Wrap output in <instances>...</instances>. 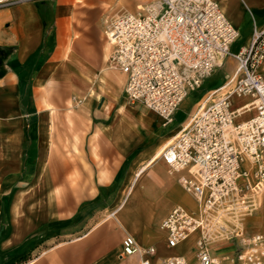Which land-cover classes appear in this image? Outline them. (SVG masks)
I'll return each instance as SVG.
<instances>
[{"label":"crops","instance_id":"crops-1","mask_svg":"<svg viewBox=\"0 0 264 264\" xmlns=\"http://www.w3.org/2000/svg\"><path fill=\"white\" fill-rule=\"evenodd\" d=\"M77 1L0 10V264H139V255L123 256L127 235L156 249L152 264L173 257L198 264L196 235L174 249L161 229L174 207L198 214L199 206L179 181L190 170L171 172L160 154L238 63L229 57L225 81L174 125L179 108L166 127L156 113L128 103V77L111 67L106 36L109 19L122 12L115 6L135 12L153 0H136L132 9L125 0ZM218 1L239 32L230 49L237 55L264 30V0ZM156 157L142 172L137 199L120 208L131 170ZM245 199L244 236L264 234V191ZM234 240L209 245L211 257L230 264L241 249Z\"/></svg>","mask_w":264,"mask_h":264},{"label":"built area","instance_id":"built-area-1","mask_svg":"<svg viewBox=\"0 0 264 264\" xmlns=\"http://www.w3.org/2000/svg\"><path fill=\"white\" fill-rule=\"evenodd\" d=\"M37 0H0V10ZM106 36L114 50L111 66L127 75L130 105H143L169 126L188 96L202 88L224 61L233 56L235 76L207 95L196 113L166 145L161 158L173 173L190 170L180 183L197 202L202 217L181 206L172 209L161 229L169 248L205 228L197 242L198 264H219L210 255L208 235L224 219L243 211L250 192L264 191V30L255 31L251 44L232 55L239 32L218 0H153L137 12L122 11L109 19ZM250 101L234 108L235 98ZM251 114L248 118L244 116ZM246 161L252 169L248 176ZM241 175L245 180L240 181ZM223 229V228H222ZM238 238L241 249L230 264H264V234ZM224 241V240H222ZM154 247H141L134 237L123 241V256L139 255V264H152ZM163 264H188L173 257Z\"/></svg>","mask_w":264,"mask_h":264},{"label":"bare ground","instance_id":"bare-ground-1","mask_svg":"<svg viewBox=\"0 0 264 264\" xmlns=\"http://www.w3.org/2000/svg\"><path fill=\"white\" fill-rule=\"evenodd\" d=\"M83 0H78L76 3H83ZM75 6V5H74ZM145 6H139L137 7V10H141L143 9ZM224 11V10H223ZM120 14V13H119ZM119 14H117L116 16H118ZM115 16V15H114ZM264 64V63H263ZM112 67V66H111ZM263 67V65L261 66V68ZM113 68V67H112ZM114 69V68H113ZM164 149H162L163 152ZM162 152L160 154V157L162 155ZM159 160V158H153L149 161V163L144 164L142 167H138V165L136 167H134L129 175V179L130 181L132 180V185L131 188L129 189V199L127 200L126 204L121 205L120 208H124L125 206H127L131 200V198L133 197V195L135 194L136 190H137V186L139 183V180L142 177V172L144 170V168H147L151 165H154L157 161ZM246 168H247V173L249 177H252V165L246 161L245 164ZM245 176L241 175L239 180H245ZM135 183V184H134ZM134 184V185H133ZM132 189V190H131ZM131 192V194H130ZM198 206H199V210H198V214L195 213H191L193 214L195 217H202L204 210H203V202H197ZM254 206H257V203H253ZM112 216V215H111ZM242 212L240 211H236L234 215H230L227 214L225 215L224 219L219 221V224L215 226V228L211 231V233L208 235V242L209 245H212L213 242L215 241H220V239H225V238H229V231L234 232L235 234L237 233L238 236L241 235V232H243V225H242V221H241V217H242ZM223 228V229H222ZM205 234V228H197L189 237L186 241L190 240L193 236L197 235L198 239L199 237ZM133 237V236H132ZM197 239V241H198ZM182 244V243H181ZM178 247L174 248L177 249ZM173 250V249H172ZM130 258V257H129Z\"/></svg>","mask_w":264,"mask_h":264},{"label":"rangeland","instance_id":"rangeland-1","mask_svg":"<svg viewBox=\"0 0 264 264\" xmlns=\"http://www.w3.org/2000/svg\"><path fill=\"white\" fill-rule=\"evenodd\" d=\"M92 1L96 5H100L101 4V1L100 0H92ZM135 1L136 0H125L124 7L128 8V9H132L135 6ZM139 5H142V4H139ZM102 6H103V3H102ZM112 9H113V5H109L108 6V4H106V10H107V12H110ZM118 10H121V11L124 10V8L122 7V5L115 6L114 11H118ZM125 11H127V10H125ZM135 12H137V10ZM95 13L99 14V13H101V11L100 10H97V11H95ZM119 13H121V12H117V13H115V15H117ZM231 60H232V58H228L227 61H226L225 66L223 68H219L216 71V73L214 74V76H212L211 78H209L205 82V84L202 86V88L200 90H198V91L193 92V93L190 94V96L186 99V101L180 107V110H179V113H178V115L176 117V121H175V124L174 125H178L179 123L183 122L186 118H188L189 115H191V113L195 109V106H196L197 102H199L203 98V96L207 93L208 90H210L214 86H216L218 84H221V83H223L225 81L226 75L230 71L229 64H230ZM249 101H250V98H248V97L235 98V100H234V108L235 109L236 108H239L242 105L248 103ZM250 116H251V114H248V115L244 116L243 118L245 119V118H248ZM137 197H138V192L136 193V195H134L132 197V200L133 199H137ZM243 216L241 217V221L243 219ZM244 224H245V221H244ZM243 230H244V228H243ZM196 236H193V237H196ZM161 238H163V235H162ZM196 239H198V236L196 237ZM225 239H220V241L225 240ZM232 239H235L234 241H237L238 238H232ZM216 242H218V241H215L212 244H215Z\"/></svg>","mask_w":264,"mask_h":264}]
</instances>
